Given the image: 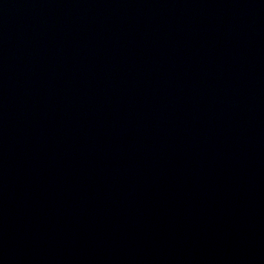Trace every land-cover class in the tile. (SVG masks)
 <instances>
[{"label": "water", "instance_id": "water-1", "mask_svg": "<svg viewBox=\"0 0 264 264\" xmlns=\"http://www.w3.org/2000/svg\"><path fill=\"white\" fill-rule=\"evenodd\" d=\"M0 264H264V0H0Z\"/></svg>", "mask_w": 264, "mask_h": 264}]
</instances>
